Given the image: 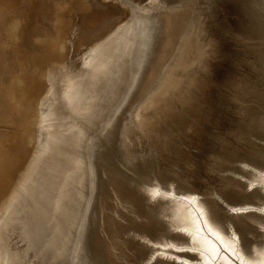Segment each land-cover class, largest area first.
Wrapping results in <instances>:
<instances>
[{"label": "water", "instance_id": "95a60500", "mask_svg": "<svg viewBox=\"0 0 264 264\" xmlns=\"http://www.w3.org/2000/svg\"><path fill=\"white\" fill-rule=\"evenodd\" d=\"M0 264H264V0H150L39 90Z\"/></svg>", "mask_w": 264, "mask_h": 264}, {"label": "rangeland", "instance_id": "374dc122", "mask_svg": "<svg viewBox=\"0 0 264 264\" xmlns=\"http://www.w3.org/2000/svg\"><path fill=\"white\" fill-rule=\"evenodd\" d=\"M149 1L0 0V22H4L0 30V50L5 52L0 60L7 57L8 63L13 65L14 60L24 62L29 55L30 58L35 54L39 56L43 49L45 55L63 66L73 56L104 41L130 17L131 8L138 12ZM23 78L16 93L20 102L17 109L21 110H25L30 99V95L23 94L27 85L25 77L21 75L17 80ZM11 116L16 118L18 126L20 119L15 113Z\"/></svg>", "mask_w": 264, "mask_h": 264}, {"label": "bare ground", "instance_id": "6f19581e", "mask_svg": "<svg viewBox=\"0 0 264 264\" xmlns=\"http://www.w3.org/2000/svg\"><path fill=\"white\" fill-rule=\"evenodd\" d=\"M131 10L130 17L114 32L109 33L105 40L115 34L137 13L133 8ZM3 27L4 22H0V30ZM3 54L5 52L0 50V56ZM7 59V57H3V60H0V195L19 167L26 134L19 136L16 132L27 133L32 107L40 88L62 67L58 62L49 58L48 54L45 55L43 49L39 51V56L35 54L30 58L29 55L24 62L17 59L11 65ZM21 75L25 77L27 84L23 94L30 95L29 105L25 107V110L17 109L20 102L17 101L16 93L19 89V83L24 80V78L20 80L17 78ZM11 113H15L20 119L18 126L16 118L12 117ZM24 117L25 119L22 121Z\"/></svg>", "mask_w": 264, "mask_h": 264}]
</instances>
